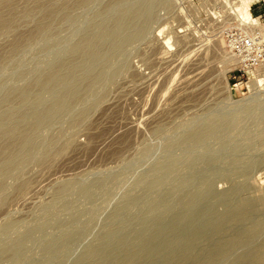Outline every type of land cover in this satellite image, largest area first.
Wrapping results in <instances>:
<instances>
[{
	"label": "rangeland",
	"instance_id": "374dc122",
	"mask_svg": "<svg viewBox=\"0 0 264 264\" xmlns=\"http://www.w3.org/2000/svg\"><path fill=\"white\" fill-rule=\"evenodd\" d=\"M229 4L0 0V264H264V0Z\"/></svg>",
	"mask_w": 264,
	"mask_h": 264
},
{
	"label": "bare ground",
	"instance_id": "6f19581e",
	"mask_svg": "<svg viewBox=\"0 0 264 264\" xmlns=\"http://www.w3.org/2000/svg\"><path fill=\"white\" fill-rule=\"evenodd\" d=\"M81 1V0H80ZM83 1V0H82ZM90 1V0H89ZM235 1V0H233ZM254 0H236V3H231L232 0H223V2L225 3H230V9H232L231 11L233 12L234 16H236L237 20L240 21V22H244V23H251L252 21H254V17L252 16V13L250 11V8H251V5H252V2ZM88 3V2H87ZM137 3V2H136ZM101 10V9H100ZM99 10V11H100ZM143 12V11H142ZM231 12V13H232ZM130 14V13H129ZM142 15V14H141ZM133 16V15H132ZM118 19V18H117ZM100 22V21H99ZM101 24V23H100ZM115 25V24H114ZM134 25V24H133ZM100 28V27H99ZM112 28V27H111ZM165 28V27H164ZM98 29V28H97ZM124 29V28H123ZM111 29H109L110 31ZM119 30V29H118ZM161 30H163V28L159 29L160 32H162ZM117 31V30H116ZM124 31V30H123ZM165 31V30H164ZM138 32V30H137ZM145 32V31H144ZM159 32V33H160ZM95 33V32H94ZM113 33V32H112ZM82 36V35H81ZM102 36V35H101ZM161 36V35H160ZM170 36L164 38L165 40V44L167 46H170ZM129 40V39H127ZM122 41V40H121ZM125 41V40H124ZM83 42V41H82ZM76 43V42H75ZM125 43V42H124ZM96 45V44H95ZM76 49V48H75ZM79 49V47H78ZM91 50V49H90ZM119 52V51H118ZM79 53V52H78ZM90 53V52H89ZM120 54V53H119ZM83 55V54H82ZM113 55V54H112ZM114 56V55H113ZM118 56V55H117ZM107 58V57H106ZM106 64V63H105ZM81 68V67H80ZM100 73V72H99ZM71 76V75H70ZM71 80V79H70ZM88 80V79H87ZM69 86V85H68ZM63 87V86H62ZM84 87V86H83ZM78 88V87H76ZM82 88V87H81ZM235 88V86L232 87V89ZM96 89V88H95ZM85 93V92H84ZM74 94V93H73ZM83 94V93H82ZM89 95V94H88ZM56 101V100H55ZM53 105V104H52ZM30 109V108H29ZM54 115V114H53ZM3 117V116H2ZM28 149V148H27ZM29 156V155H28ZM13 163V162H12Z\"/></svg>",
	"mask_w": 264,
	"mask_h": 264
},
{
	"label": "built area",
	"instance_id": "2783aa9c",
	"mask_svg": "<svg viewBox=\"0 0 264 264\" xmlns=\"http://www.w3.org/2000/svg\"><path fill=\"white\" fill-rule=\"evenodd\" d=\"M244 48H252V41L251 39H244L243 43H242Z\"/></svg>",
	"mask_w": 264,
	"mask_h": 264
}]
</instances>
